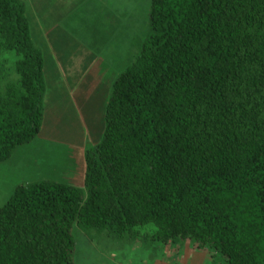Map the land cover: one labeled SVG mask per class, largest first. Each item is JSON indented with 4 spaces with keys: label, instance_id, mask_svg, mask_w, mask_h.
<instances>
[{
    "label": "trees",
    "instance_id": "16d2710c",
    "mask_svg": "<svg viewBox=\"0 0 264 264\" xmlns=\"http://www.w3.org/2000/svg\"><path fill=\"white\" fill-rule=\"evenodd\" d=\"M151 31L114 80L83 186L42 178L0 207V264H76L73 228L153 223L227 264H264V0H151ZM23 0H0V162L40 132L43 54Z\"/></svg>",
    "mask_w": 264,
    "mask_h": 264
},
{
    "label": "rangeland",
    "instance_id": "374dc122",
    "mask_svg": "<svg viewBox=\"0 0 264 264\" xmlns=\"http://www.w3.org/2000/svg\"><path fill=\"white\" fill-rule=\"evenodd\" d=\"M25 1L32 9V1ZM150 4L138 0L136 16L125 19L128 27L122 36L104 29L103 34L38 38L31 33L40 39L36 46L43 54L44 120L33 140L0 162V207L22 183L55 178L83 186V158L102 137L112 84L136 59L151 31ZM17 58L14 50L0 49V89L18 81ZM155 231L153 223L125 234L75 225L76 264H227L225 256L211 247L191 239L164 242Z\"/></svg>",
    "mask_w": 264,
    "mask_h": 264
},
{
    "label": "crops",
    "instance_id": "0c3cea01",
    "mask_svg": "<svg viewBox=\"0 0 264 264\" xmlns=\"http://www.w3.org/2000/svg\"><path fill=\"white\" fill-rule=\"evenodd\" d=\"M23 1L32 17L31 33L37 38L70 33L103 34L101 29L106 34L122 36L128 27L125 19L136 16L138 3V0H31L33 7L29 10ZM33 40L35 45L40 41Z\"/></svg>",
    "mask_w": 264,
    "mask_h": 264
}]
</instances>
